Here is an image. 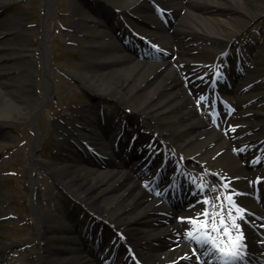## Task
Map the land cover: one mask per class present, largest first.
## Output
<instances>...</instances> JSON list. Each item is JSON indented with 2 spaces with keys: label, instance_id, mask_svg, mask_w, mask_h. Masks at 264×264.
I'll return each instance as SVG.
<instances>
[{
  "label": "bare ground",
  "instance_id": "1",
  "mask_svg": "<svg viewBox=\"0 0 264 264\" xmlns=\"http://www.w3.org/2000/svg\"><path fill=\"white\" fill-rule=\"evenodd\" d=\"M12 1L0 0V4L6 5ZM46 1V7H48L51 0ZM100 1L97 2L96 8L85 0H68V6L73 11V32L81 34L83 39L85 38V40L89 41L96 34L105 39L110 38L108 33L95 32L88 25L92 18L96 19L98 15L103 14L107 25L111 27V30L121 42L127 44V47H133L131 37L137 38L136 35L148 37L150 35L148 30L140 27L142 24H149L152 20L154 22L155 15L149 8V0ZM161 1L164 3L168 1L166 5H161L162 9H167L175 14L174 23H170L171 27L175 26L174 32H176H173L174 34L171 36L173 45L184 47L190 51V65L195 71L192 76L194 73L197 75L202 63L196 58L195 54L198 51L204 53L208 51V48L202 43H198L201 41L197 37H191L190 34L186 35L185 29L176 23L192 24V18H196L202 24L210 23V20L206 21L204 18H200L192 7L191 9L188 8V2L186 3L184 0ZM202 1L206 5H209L208 3L210 2L213 3V0ZM233 3L238 6L236 0H233ZM225 4H229V1L225 2ZM263 8L264 5L261 6V9ZM115 10L118 12H115ZM249 13L251 15L259 14V12ZM3 23H6V21H0V77L9 75V77H6L7 79L11 80L14 77H19V79H17L18 83L13 84L0 79V116L11 118L13 112H19V118H22L27 116L23 114H26L29 110L26 99L21 95L22 90L25 93V98H29L34 94L33 91L36 86H34L33 79L26 70L17 71L19 66L13 62L14 58L17 57L19 59L22 57L21 52L17 54L14 52V50L18 49V44H20L17 42L19 38H14L17 31H15L14 25L10 27ZM228 23L230 24V21ZM159 27L164 31L161 25ZM212 28L214 31L209 32L210 34L221 33L220 29H215L213 26ZM43 32H46L45 28H43ZM21 41L23 40L21 39ZM24 42L26 41L24 40ZM169 42L167 40L164 44L168 46ZM88 45L96 50V54L93 57L96 59L95 62L100 63L105 69L100 71L88 66L81 67L76 74L78 79L86 88L91 89L94 92V96L99 99L105 95L112 99L115 98L123 106L128 101L133 102L129 107L131 111L129 119L133 121L134 125H137L133 135H138L136 144L142 152L140 155L135 154L138 147L136 145L132 148L129 146L130 132H121V130L114 128V121L110 113L112 111H109L106 125L111 128L101 131V135L108 139L109 144L99 141L92 142V136L83 135L81 140L84 145H88V147L92 144L95 145L90 146L91 153L87 156H83L82 153L70 159L67 157L65 160L64 155L62 153L61 155L59 154L58 161L50 166L53 168L52 174L60 182L63 189L67 190L77 200L84 202L88 208L87 212L92 213L98 224H102L107 228V235L104 240L102 238V242H104L101 245L102 248L110 245V241L115 237L116 239L112 245L118 241L119 243L112 247L120 253L118 256L123 257L126 252L128 254L135 252L137 256L141 257V262L137 264H182L187 260L191 261L187 256L191 252L188 245L192 241L184 236V232L185 229L192 226L187 219L181 220V217L174 219L167 216V213L173 215L174 211H176L174 206L170 204L171 200L168 199V193L166 191L158 193L152 190V192L149 191L145 187V181H141L135 174L132 175L134 170L129 169L130 163L125 161L122 165H116L114 160L107 157L104 152H107V149H111L112 154L118 156L120 152L117 149L125 148L127 154L134 155L136 160H141L143 153L148 151L147 160L152 161V164L158 167H163L165 170L181 165L182 158L185 157L195 158L200 163L208 161L206 165L213 160L218 169H224L225 173L229 174L231 182L234 181L236 186L241 185L239 187L240 190L251 191L252 187L245 185L241 179L239 181V177L242 175L232 165L236 158L232 157L228 151V136L214 127L211 128L205 122L207 120L196 113L193 103L194 98L188 92L190 86L185 88L180 75L179 68L182 61L179 57L173 61H168V59L153 61L151 64H145V66L149 67H143L144 65L141 67L140 62L135 61L134 63L132 58L120 54V47L114 41L101 44L90 42ZM105 50H109L110 53L107 54ZM38 55H40L43 63H47V60L49 61L45 42L39 47ZM9 61L11 62L10 64ZM247 83H252V80ZM7 85L8 88L6 87ZM11 85L10 89L9 86ZM46 89L45 95L47 97L48 87ZM36 92L38 93V89ZM229 92L227 91L226 93ZM240 93L241 91L239 90L235 91V94ZM17 98L20 99L16 101ZM243 98V102L246 104L254 98L256 101L255 104L245 105L242 108V110L250 112L252 116L257 118L253 122L245 121L247 126L252 130L256 127L261 128L264 126L263 114L260 111L261 108H264L261 105L263 99L255 96ZM236 99L238 100V98ZM100 100L90 107V110L98 108L97 105ZM195 102L197 103V101ZM259 105L261 106L259 107ZM144 116H148L153 121V126L161 130L160 135L157 134L147 138L140 135L142 127L140 118ZM114 119L116 118L114 117ZM89 121H93L92 117L82 112H77L75 116L65 117L63 127L67 133L64 134L63 143L60 145L62 151L66 147V142L72 136H77V126ZM100 121L103 120L99 116L95 122ZM241 122L245 123L244 121ZM262 133L263 131L260 132V134ZM96 135L98 136L97 132H95ZM118 135L119 139L115 146L110 142V137L113 136L115 139ZM95 136L94 138L97 140ZM252 137L245 136L243 139L248 140ZM261 137L263 142L264 133ZM261 137L256 138V140L258 141ZM149 141L157 143V147L153 144H148ZM204 149L208 152V156L201 154L200 151ZM167 153L174 154L173 158L170 157L171 155L166 156L168 155ZM35 154V151L32 152V167L39 163ZM262 154L264 153L260 151H252L244 154L243 159L247 161V165L258 166L264 162V155L260 157ZM175 158L178 161H175ZM257 159L260 160V163ZM83 160L89 163V168H86L82 162ZM145 163L146 160L142 164ZM127 169L130 171L128 172ZM256 170L250 173H254L258 177L260 170ZM197 185L198 183L190 181L183 195V198L186 199L185 203L190 200L186 204L191 207L188 211L190 214H202L203 208H205L203 203L199 205L196 200L194 201V194L200 192ZM32 192L35 198V190L33 189ZM159 200L166 201V204H161ZM186 205H184V208ZM32 207L37 219V237L39 239L38 248L35 252V262L37 264H86L82 255V246L85 238L81 235V231L76 227L63 223L62 220L50 213L36 199ZM51 218L59 221L60 224H58V229L55 232L57 241L52 246H48L40 240L46 236L45 226ZM203 220V217H200L197 224ZM177 233L185 238V246L172 242ZM253 243H250V245ZM2 246L4 247L6 244L4 243ZM90 248H87V251L93 252L95 250L93 246H90Z\"/></svg>",
  "mask_w": 264,
  "mask_h": 264
},
{
  "label": "rangeland",
  "instance_id": "2",
  "mask_svg": "<svg viewBox=\"0 0 264 264\" xmlns=\"http://www.w3.org/2000/svg\"><path fill=\"white\" fill-rule=\"evenodd\" d=\"M85 1L96 8L97 2H101L100 0ZM149 1V8L155 15L154 22L152 20V23L142 24L140 27L148 30L150 35L146 38L136 35L137 39L131 37V43L138 49H145L141 44L144 42L152 45L158 44L157 54L167 55L169 61L179 57L182 61L180 75L184 76L183 72L190 70L187 64L190 59V51L184 47L173 45L171 36L176 33L174 32L175 26H164L162 23V20L165 21L164 18L155 12L157 5H166L168 1L165 3L161 0ZM227 1L229 4H225ZM236 1L238 6H235L233 0H213V3H208L209 5H206L202 0H184V2H188L189 9L192 7L200 18H204L206 21L210 20V23L202 24L196 18H192V24L176 23L185 29L186 35L190 34L191 37H197L201 41L198 43H202L208 48V51L204 53L198 51L195 54L202 63L200 71L204 76V83L210 80V76L216 67L223 66L228 72V68L233 66L232 63L234 64L233 70H238L236 71L238 72V79H241V82L239 81L240 87L235 91L242 90L241 86L249 80H252V85L255 83L247 90H242L240 94L234 92V94L226 96V100L232 107L231 111L236 112L227 113L228 117L224 123L233 127L232 134L234 135L249 131L251 128L247 126L245 121L253 122L257 119L250 112L242 110L245 105H253L256 101L251 102L252 104H246L243 102V97L255 96L263 99L261 105L264 106V8L261 9L264 0ZM46 2V0H13L6 5L0 4V21L5 20L6 23L3 24L10 27L14 25L15 31H17L14 38H19L17 42L20 44L14 52L16 54L21 52L22 57L14 58L13 62L19 66L17 71L26 70L30 74L34 86H36L33 91L35 95L32 94L29 98H25V93L22 90L21 95L29 105V110L23 114L27 116L19 118V112H13L11 118L0 116V264H37L35 252L38 248L39 239L37 237V220L32 207L35 199L42 203L50 213L61 212L60 214L64 218L65 215L59 209L65 208L69 212L68 209L71 207L82 211L79 214L82 217H89L86 215L88 208L84 202L77 200L61 187L60 182L52 174L53 168L50 166L58 161V155L61 153L64 155V160L67 157L70 159L82 153L83 156L89 155L91 153L89 147L95 145L92 144L87 147L88 145L85 146L81 140L83 135H92L90 131H87V127H93L92 122L98 120L102 111L105 115L112 111L110 113L112 117H115L117 113L126 112L125 108H129L133 102L128 101L123 106L115 98L112 99L105 95L100 100L94 96L91 89L86 88L80 82L76 74L81 67L88 66L100 71L105 69L100 63L95 62L96 59L93 57L96 50L89 47L88 43L101 44L114 41L120 47V54L132 58L134 63L135 61L140 62L141 67L144 64L137 58L136 49L132 50L124 44L122 46L121 40L107 25L103 14L98 15L97 20L92 18L88 25L95 32L108 33L110 38L105 39L96 34L89 41L83 39L81 34L73 32V11L68 6V0H51L48 7H46ZM115 12L118 11L115 10ZM249 12H259V14L251 15ZM168 13L170 16L167 17L166 21L169 20L174 23L175 14ZM159 25L163 27L164 31L160 29ZM212 26L215 29H220L221 33L210 34L211 31H214ZM43 28L46 29L45 33ZM21 39L26 42L23 43ZM167 40L170 41L168 46L162 43ZM43 42H45V48L49 54L47 63H43L40 55H38V49ZM25 49L26 51H24ZM105 52L110 53L109 50H105ZM222 55L225 56L221 57ZM143 67L149 66L144 65ZM6 77L9 75L0 77V79L12 84L18 83L19 77L11 78V80ZM6 87L8 88V85ZM11 87L12 85L9 86L10 89ZM46 87H48L47 97L45 95ZM37 89L38 93L36 92ZM19 99L17 98L16 101ZM99 100L98 108L90 110V107ZM196 110L199 113V110ZM260 111L263 114L262 118H264V108H261ZM77 112L91 116L93 121L82 123V125L78 124L77 136H72L62 151L60 145L63 143L64 134L67 133L63 127L65 117L75 116ZM103 114L101 115L104 118L105 115ZM140 120L144 132L153 135L155 133L161 134V130L153 126V121L148 116L141 117ZM260 129L264 131V126ZM256 131L253 129L252 132L255 134L254 139L258 138ZM110 141L111 143L115 142L113 136L110 137ZM238 141L242 142V139ZM104 142L108 144V140ZM245 143L252 145L251 142L250 144L249 142ZM235 147L238 152L242 150L238 144ZM228 148L232 157L236 158V161L232 163L233 167L236 170H241V163L238 162L233 144L230 141ZM117 150H119L122 158H127L128 154L125 152V148H118ZM34 151L39 163L32 167V152ZM106 151L104 153L107 157H113L111 149ZM200 152L203 156L208 153L206 149ZM113 158L116 160V164L120 162L119 158ZM185 159L184 169L180 171L183 174L191 171L189 173L196 176L197 172L194 170L206 168L202 173V179L212 189V192H207L204 197L208 198L210 205L216 206L215 208L210 206L211 210L219 211L220 206L216 201L224 200V197L230 193V183L222 182L214 190L213 186L215 181L218 183L225 180L228 173H225L224 169H217L213 160L206 165L208 161L200 163L195 158L185 157ZM82 162L86 168L90 167L87 161L83 160ZM133 164L132 162L131 165L133 166ZM33 189L35 190V198ZM218 195L220 200L216 199ZM64 213L66 214V212ZM208 220L211 224V215H209ZM216 222L219 223V217H216ZM45 230H47V223ZM55 234L54 231H50L49 235L43 237L41 241L52 246L57 241ZM4 243L6 246L3 247L2 244L4 245Z\"/></svg>",
  "mask_w": 264,
  "mask_h": 264
},
{
  "label": "snow or ice",
  "instance_id": "3",
  "mask_svg": "<svg viewBox=\"0 0 264 264\" xmlns=\"http://www.w3.org/2000/svg\"><path fill=\"white\" fill-rule=\"evenodd\" d=\"M193 183L195 182L193 181ZM197 188L200 192L204 191V187L201 185H197ZM214 188L215 186H213V190ZM231 195L233 193L225 196L219 211H213L212 213H209V207L215 208L216 206L214 204L210 205L208 198L203 197L202 202L205 208L202 214H197L196 217L180 218L181 220L187 219L192 226L185 229V236L194 242L197 248L204 252L205 256L215 257L216 264H240L244 255L245 244L243 243V236L240 233L239 225L235 222L239 213L236 212L234 214L233 211L238 206L235 205L234 201H231ZM216 199L220 200L219 195ZM227 203H231L230 208H226ZM201 215L205 219L197 224ZM209 215L212 216L210 225L207 221ZM216 217H219V223L216 222ZM217 233H220L219 238L215 235ZM223 237H227V240H224ZM193 251H196V248Z\"/></svg>",
  "mask_w": 264,
  "mask_h": 264
}]
</instances>
